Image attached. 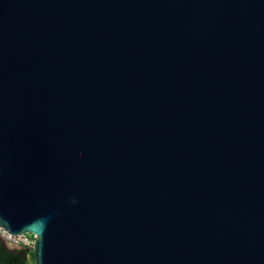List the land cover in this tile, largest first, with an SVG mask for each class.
<instances>
[{
	"label": "water",
	"instance_id": "1",
	"mask_svg": "<svg viewBox=\"0 0 264 264\" xmlns=\"http://www.w3.org/2000/svg\"><path fill=\"white\" fill-rule=\"evenodd\" d=\"M0 227L34 264H264V0H0Z\"/></svg>",
	"mask_w": 264,
	"mask_h": 264
},
{
	"label": "trees",
	"instance_id": "2",
	"mask_svg": "<svg viewBox=\"0 0 264 264\" xmlns=\"http://www.w3.org/2000/svg\"><path fill=\"white\" fill-rule=\"evenodd\" d=\"M0 264H34L32 249L9 250L0 238Z\"/></svg>",
	"mask_w": 264,
	"mask_h": 264
},
{
	"label": "built area",
	"instance_id": "3",
	"mask_svg": "<svg viewBox=\"0 0 264 264\" xmlns=\"http://www.w3.org/2000/svg\"><path fill=\"white\" fill-rule=\"evenodd\" d=\"M0 238L12 246L32 249L37 236L31 233L12 234L0 227Z\"/></svg>",
	"mask_w": 264,
	"mask_h": 264
},
{
	"label": "rangeland",
	"instance_id": "4",
	"mask_svg": "<svg viewBox=\"0 0 264 264\" xmlns=\"http://www.w3.org/2000/svg\"><path fill=\"white\" fill-rule=\"evenodd\" d=\"M3 242H4V241H3ZM9 246H11L13 250H15V249H22V248H16L15 246H12V245H10V244H9Z\"/></svg>",
	"mask_w": 264,
	"mask_h": 264
}]
</instances>
